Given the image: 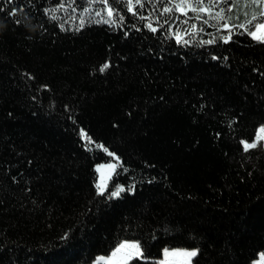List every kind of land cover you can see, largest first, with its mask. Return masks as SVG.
<instances>
[{"label":"trees","instance_id":"16d2710c","mask_svg":"<svg viewBox=\"0 0 264 264\" xmlns=\"http://www.w3.org/2000/svg\"><path fill=\"white\" fill-rule=\"evenodd\" d=\"M228 1L244 28L191 31L173 0H0V264H89L125 240L126 264L264 253V147L244 145L264 14Z\"/></svg>","mask_w":264,"mask_h":264},{"label":"rangeland","instance_id":"374dc122","mask_svg":"<svg viewBox=\"0 0 264 264\" xmlns=\"http://www.w3.org/2000/svg\"><path fill=\"white\" fill-rule=\"evenodd\" d=\"M173 2L180 12L186 14L191 31H198L199 20L208 22V25H215L219 28L222 27L223 29H230V31L245 27L244 23L234 25L230 23V20L234 19L235 16L233 15L232 17H229L232 4L228 0H226L224 3H220L219 0H173ZM249 4L253 9H258L264 14V0H250ZM246 5L247 4H244L242 7H246ZM210 19H213V21ZM192 21L196 22V26L194 28H192ZM261 25H264V21L257 23V25L252 30V33H255V38L261 37L259 40L264 41V27H260ZM191 31L185 32L178 30L175 33V36L178 40H181L184 39ZM252 144L264 147V125L258 129L257 137L253 142L244 141L245 147L246 145ZM115 164L116 163L114 161H108L99 166L100 181L102 183H106V181L109 179L108 177L115 169ZM99 188H101V186H99ZM123 242L124 243L120 244L117 249L115 248L110 255H99L91 264H125L132 258L141 255V249L137 241L125 240ZM192 251L197 253V249L180 247L167 248L163 252V258L158 260L157 263L191 264L193 257L184 255V253ZM254 264H264L263 253L259 254V257L254 260Z\"/></svg>","mask_w":264,"mask_h":264},{"label":"snow or ice","instance_id":"6c2138e0","mask_svg":"<svg viewBox=\"0 0 264 264\" xmlns=\"http://www.w3.org/2000/svg\"><path fill=\"white\" fill-rule=\"evenodd\" d=\"M260 27H264V25H261ZM253 36H255V33H251ZM257 39H261V37H256ZM107 65H105L106 67ZM256 145L255 144H252V145H246V148L247 147H255ZM103 187H101V193L103 192ZM119 191H123V189H120ZM119 191H116V192H113L111 193V195H119ZM123 247V246H122ZM184 255H187V256H190V257H194L197 255V253L195 251H192V252H187V253H184Z\"/></svg>","mask_w":264,"mask_h":264}]
</instances>
